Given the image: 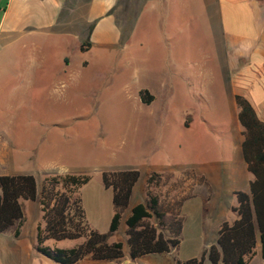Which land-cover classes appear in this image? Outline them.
Segmentation results:
<instances>
[{"label": "rangeland", "instance_id": "1", "mask_svg": "<svg viewBox=\"0 0 264 264\" xmlns=\"http://www.w3.org/2000/svg\"><path fill=\"white\" fill-rule=\"evenodd\" d=\"M87 1L74 0L78 9L71 12L74 2L65 0L52 27L0 37V79L9 78L0 82V136L21 153V172L32 173L39 189L47 176L89 175L80 195L89 224L100 232H109L114 215L113 191L104 186L103 172H141L110 237L124 243V256L87 257L77 264H176L201 257L216 243L221 224L236 219L234 191H249L250 175L242 172L244 129L233 105L230 72L220 66L225 55L215 18L211 25L201 2L187 9L176 2L170 12L157 1L146 2L118 22L116 43L82 49L94 25L85 18ZM143 88L155 96L150 104L140 98ZM154 172L160 176L153 192L165 204L189 196L181 207L180 244L132 259L125 220L135 204L146 201ZM22 202L21 237L16 239L13 229L0 233V264H60L35 248L39 203ZM82 241L50 239L46 245L72 248ZM255 250L249 264H264L259 242ZM204 264H212L208 256Z\"/></svg>", "mask_w": 264, "mask_h": 264}, {"label": "trees", "instance_id": "2", "mask_svg": "<svg viewBox=\"0 0 264 264\" xmlns=\"http://www.w3.org/2000/svg\"><path fill=\"white\" fill-rule=\"evenodd\" d=\"M90 46L84 42L82 49ZM143 103L150 104L155 96L149 89L140 90ZM239 107L238 119L243 126L244 139L241 151L248 170L254 175L249 191L235 190L236 219L224 221L218 230L215 244L205 249L201 257L177 260L176 264H204L206 256L212 264H249L260 243L264 259V121L252 103L244 96H235ZM152 173L146 186V201L135 204L126 217V235L129 254L137 259L149 254L170 252L180 244L183 228L181 207L189 196L165 204L153 192L158 183ZM141 177L138 169L106 170L103 184L113 191L114 215L109 232L93 228L83 206L80 189L89 182L87 174L65 173L45 177L41 189L32 173L0 175V232L13 229L15 237L21 234L25 220L23 200L37 201L42 211V221L37 224L36 250L60 264H77L85 258L96 261H114L124 256V243L110 241L119 229L124 212L130 205L133 190ZM170 216V219H167ZM155 219V222L152 221ZM72 248H51L50 239H80Z\"/></svg>", "mask_w": 264, "mask_h": 264}, {"label": "crops", "instance_id": "3", "mask_svg": "<svg viewBox=\"0 0 264 264\" xmlns=\"http://www.w3.org/2000/svg\"><path fill=\"white\" fill-rule=\"evenodd\" d=\"M64 1L0 0V37L7 39L16 35H30L36 29L56 25ZM155 1L164 4L169 12L176 2H180L182 9L191 8L195 2L205 4L204 15L212 21L211 25L215 18L219 49L225 55L220 66L230 72L234 109L238 114L235 96L240 94L252 103L264 121V0H88L85 18L94 23L87 39L90 42L88 48L95 44L116 43L121 36L120 20H128L140 6ZM76 2L70 8L71 12L78 9ZM65 62L67 67L69 60L65 59ZM7 81L9 78L0 79V82ZM12 144L9 139L0 136V175L22 173L21 153L16 154ZM245 169L250 173V189L254 175L248 170L246 162L245 166L242 165V172ZM20 237L21 234L15 238Z\"/></svg>", "mask_w": 264, "mask_h": 264}]
</instances>
